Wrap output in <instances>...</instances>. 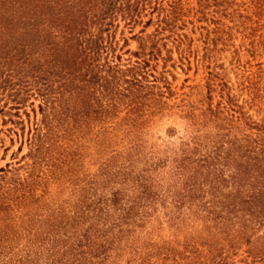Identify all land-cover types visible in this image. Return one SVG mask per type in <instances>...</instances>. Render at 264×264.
Instances as JSON below:
<instances>
[{"label":"rangeland","instance_id":"1","mask_svg":"<svg viewBox=\"0 0 264 264\" xmlns=\"http://www.w3.org/2000/svg\"><path fill=\"white\" fill-rule=\"evenodd\" d=\"M137 11L107 89L0 93V264H264V0Z\"/></svg>","mask_w":264,"mask_h":264},{"label":"trees","instance_id":"2","mask_svg":"<svg viewBox=\"0 0 264 264\" xmlns=\"http://www.w3.org/2000/svg\"><path fill=\"white\" fill-rule=\"evenodd\" d=\"M139 2L0 0V93L21 103L24 93L31 95L34 91L46 105L54 103L58 98L53 93L58 90L49 82L46 72L66 79L68 83L62 86L68 85L65 88L73 92L79 86L77 78L96 86L98 91L107 89L113 82L109 76L115 77L114 73L119 71L108 59L110 49L113 50L114 20L121 13L130 22H137ZM94 25L98 29H93ZM104 53L106 60L100 62ZM110 91L116 93L113 88ZM111 99L116 103V98ZM69 111L71 108L63 104L54 116L66 120ZM39 147L37 143L36 149ZM257 195L258 213L264 216V192Z\"/></svg>","mask_w":264,"mask_h":264}]
</instances>
